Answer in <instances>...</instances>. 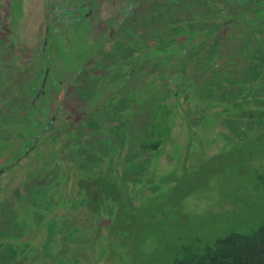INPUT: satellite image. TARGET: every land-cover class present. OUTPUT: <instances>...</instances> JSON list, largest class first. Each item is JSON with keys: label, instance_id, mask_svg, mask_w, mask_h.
Instances as JSON below:
<instances>
[{"label": "rangeland", "instance_id": "obj_1", "mask_svg": "<svg viewBox=\"0 0 264 264\" xmlns=\"http://www.w3.org/2000/svg\"><path fill=\"white\" fill-rule=\"evenodd\" d=\"M143 2L0 0L6 19L10 14L15 22L0 46V90L15 67L25 75L17 85L21 106L42 105L33 126H26L25 114L24 133L17 128L21 117L6 118L0 109V141H6L0 146V171L28 153L34 142L28 136L40 135L54 120L58 99L67 110L48 139L35 145L37 151L0 175V264H175L229 233H249L264 224V130L240 131L228 121L223 127L207 102L187 95L173 102L172 109L181 103L185 110L177 109L164 123L170 133L163 150L156 156L141 152L138 143L159 108L160 89L172 87L161 84L157 73L172 67L167 62H179L175 53L158 48L150 61L139 58L147 51L135 39L145 32L138 25L147 23ZM253 3L243 0V16ZM158 35L146 37L149 46ZM235 40L224 45L217 63L238 78L245 58L225 64L243 46ZM44 44L43 59L21 64V50L26 58L28 52L41 56ZM201 50L192 47L186 58ZM210 61L205 56L202 62ZM136 62L147 76L138 77L143 84L134 75L127 78ZM48 68L45 95L33 105ZM86 118L101 122V128L83 129ZM112 169L126 179L121 197L92 216L75 181Z\"/></svg>", "mask_w": 264, "mask_h": 264}, {"label": "trees", "instance_id": "obj_2", "mask_svg": "<svg viewBox=\"0 0 264 264\" xmlns=\"http://www.w3.org/2000/svg\"><path fill=\"white\" fill-rule=\"evenodd\" d=\"M142 1H144L142 6H146V10L141 13H144L147 23L142 26L138 25L137 28H144L145 32L140 36V39L137 38L138 35L135 36V39L138 42L142 41L147 51L139 58L145 56L143 61H150L151 51L153 52L158 48L163 49L165 55L168 56L175 53L179 62H167L166 57L160 55V58L167 63H171L170 66L172 67L168 66L167 72L163 69L158 71L159 81L161 84H168L172 87L170 92L169 88L160 89L161 101L159 108L157 112L151 114L148 132L138 143L141 152L156 156L163 150L170 133L168 126L164 123L167 122L168 118H171L170 114H173L177 109L185 110L181 103H178L175 105V109H172L173 102L187 95L194 96L199 101L207 102L209 107L207 110H211L214 112L213 115L218 116V121H220L218 124L223 127H227L226 122L228 121L231 122L229 125L240 131L264 130V33H262V30H264V0H252L254 1V7L251 13L245 16L242 15L246 12V8L243 7V0L239 4L234 0ZM18 8L17 6L15 10ZM0 11L3 14L4 11ZM88 12L85 11V15ZM12 15L15 18L14 11ZM253 15H256V18L260 16V18H257L258 21L252 20ZM8 16V19H6V15L3 14L5 18H0V46L6 42L7 34H10L15 25L10 14ZM88 16L91 17L90 14ZM236 30L241 31L236 33ZM248 34H252L248 41L241 39ZM152 35H158V37L157 40L154 37L156 44L149 46L146 37L152 38ZM235 39H239L243 43L239 45L243 46H241V49L238 48L239 46L236 47L237 54L228 58V62H225V64H232L241 58H245L244 63L247 66L238 78L227 67L223 69L217 63L224 45L236 44ZM171 45H173V48L169 47ZM199 45L202 50L198 53L194 52L191 57L186 58L188 51ZM139 46H137V52H139ZM46 49L47 46L44 44V54L37 56L28 52L30 54L28 58L24 56L26 51L21 50L19 55L21 64H26L25 62L34 64L37 60L43 59ZM232 50L234 51V48ZM205 56L210 57V65L202 62ZM179 63L181 66L178 65ZM11 64L14 65V63ZM135 64L136 66L131 72L129 71L127 78L134 75V79L139 83L141 79L138 77L142 75L143 79L147 76L146 73L140 75L142 72L138 70L137 62ZM188 66L189 69H187ZM24 77L25 75L17 72L15 67L9 69L0 90V109L4 108L6 118L11 115H17L16 118L21 117V119L16 120H18L17 128L22 129L23 133L26 125L23 122L25 114L27 113V116L29 114L28 119L30 117V122L26 126L31 123L33 126V121H37L42 111V105L38 104L33 107L32 102L26 108L23 105L21 106V95H18L21 87H17V85L19 84L18 81L23 80ZM148 85L150 88L152 87V90L156 88L153 82ZM44 95L45 92L40 94L38 100L42 101L41 97ZM51 95H46L45 98H51ZM58 100L57 103L60 104L56 109L57 112H54V120L49 121L47 127L40 128V135L28 136V140L31 136L34 137L33 146L36 143V149L41 146L42 140L48 139L49 133L55 131L54 122L59 119L60 115H67L65 101H61L62 98ZM186 111L189 110L186 109ZM183 113L184 111H180V114ZM31 115L35 116L31 118ZM183 117L187 118L185 115ZM61 121L63 123L64 118H61ZM100 123H94L92 119L86 118L81 127L85 130H98L101 128ZM37 136L39 138L36 140ZM23 138L27 139V135L25 134ZM5 143V140H1L0 146ZM34 151L37 150L34 149ZM11 168L14 169L15 166ZM117 177L119 178L118 174L112 169V172L109 171L105 176L99 175V177L89 181L82 179L81 181H75V185L82 192L83 203L88 209H91L92 216L97 215V212H100L99 209H103L108 200L113 202L121 197L120 189H122L123 180L126 179H123V176H120L119 179ZM175 264H264V224L249 233H229L213 245L207 246L200 253L187 252Z\"/></svg>", "mask_w": 264, "mask_h": 264}, {"label": "water", "instance_id": "obj_3", "mask_svg": "<svg viewBox=\"0 0 264 264\" xmlns=\"http://www.w3.org/2000/svg\"><path fill=\"white\" fill-rule=\"evenodd\" d=\"M48 71H49V68H48L47 71L45 72V76H44V79H43V82H42V85H41V89H40L38 95L36 96V98H35V100H34V102H33V105L37 102V99H38V97L40 96V94H42V93L45 92V86H46V83H47ZM38 138H39V136H37L36 140H37ZM34 147H35V145H34L31 149L28 150V153H27V154H25L24 156L20 157L19 160L15 162V165L18 164V163H19V162H20L25 156H27V155L29 154V152H30L31 150L34 149ZM4 171H5L4 169L1 170V171H0V175H1L2 173H4Z\"/></svg>", "mask_w": 264, "mask_h": 264}, {"label": "flooded vegetation", "instance_id": "obj_4", "mask_svg": "<svg viewBox=\"0 0 264 264\" xmlns=\"http://www.w3.org/2000/svg\"><path fill=\"white\" fill-rule=\"evenodd\" d=\"M30 140H31V139H30ZM34 145H36V143H35ZM30 148H32V146H31ZM14 165H15V162H14L13 164H9V165H7L6 167H4V170H5L4 173H5V172H8V171L10 170V168H11L12 166H14ZM4 173H3V174H4Z\"/></svg>", "mask_w": 264, "mask_h": 264}]
</instances>
